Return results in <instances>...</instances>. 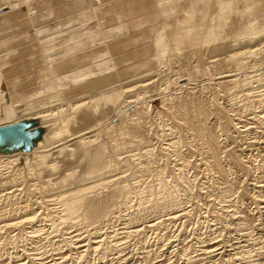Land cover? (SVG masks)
I'll list each match as a JSON object with an SVG mask.
<instances>
[{
	"label": "rangeland",
	"instance_id": "374dc122",
	"mask_svg": "<svg viewBox=\"0 0 264 264\" xmlns=\"http://www.w3.org/2000/svg\"><path fill=\"white\" fill-rule=\"evenodd\" d=\"M159 1L0 0V126L32 119L37 109L17 111L16 101L32 91L41 99L46 86L56 100L46 109L66 114L36 123L42 135L31 150L0 153V264H264V0H173L166 14ZM114 41L118 51L108 48ZM153 50V62L165 59L157 77L123 93L117 57L126 66L133 51ZM66 51L97 58L88 77L119 90L77 110L78 80L57 68ZM235 51L247 53L232 68ZM229 69H243L239 81L227 79ZM64 79L71 85L60 91ZM57 119L69 131L63 144L49 133ZM104 146L112 167L86 179ZM88 187L95 205L122 189L112 216L92 223L80 211L67 220L65 199Z\"/></svg>",
	"mask_w": 264,
	"mask_h": 264
},
{
	"label": "bare ground",
	"instance_id": "6f19581e",
	"mask_svg": "<svg viewBox=\"0 0 264 264\" xmlns=\"http://www.w3.org/2000/svg\"><path fill=\"white\" fill-rule=\"evenodd\" d=\"M137 1H139V0H137ZM172 2L173 0H160L159 2H158V8H160V12L162 13V14H166V12H167V10L169 9H167V5L169 4L168 2ZM175 1V0H174ZM178 1V0H177ZM181 1L182 0H180V2H179V4L181 3ZM184 1V0H183ZM182 1V2H183ZM188 1V0H187ZM208 1V0H207ZM129 2V4L131 3L130 1H128ZM144 2V1H143ZM184 2H186V0L184 1ZM135 3V2H134ZM149 3H150V0H149ZM153 3V2H152ZM204 3H206V2H204ZM208 3V2H207ZM239 3V2H238ZM201 4L203 5V3L201 2ZM235 4V3H234ZM250 4V3H249ZM126 5H127V3H126ZM150 5V4H149ZM201 5V6H202ZM204 5H207V4H204ZM236 5V4H235ZM132 6V5H131ZM145 6V5H144ZM170 6V5H169ZM155 7H156V5H155ZM219 7H221V6H219ZM246 7V6H245ZM171 8V7H170ZM203 8V7H202ZM242 8V7H241ZM135 10V9H134ZM139 10H141V9H139ZM143 10H145V9H143ZM146 10H147V8H146ZM156 10H157V8H156ZM171 10V9H170ZM203 10H204V8H203ZM240 10V9H239ZM239 10H238V12H239ZM242 10V9H241ZM126 11V10H125ZM210 11V10H209ZM245 11V10H244ZM152 12V10L149 12V13H151ZM221 12V11H220ZM243 12V11H242ZM241 12V13H242ZM248 13V14H251L252 13V11L250 10H247V11H245V13ZM257 12V11H256ZM134 13V12H133ZM241 13H239V15L241 14ZM244 13V14H245ZM168 14H169V12H168ZM222 14V13H221ZM247 14V15H248ZM242 15V14H241ZM240 15V16H241ZM247 15H245V16H247ZM254 15V14H253ZM163 16V15H162ZM256 16V15H255ZM132 17V16H131ZM138 17H140V16H138ZM137 17V18H138ZM161 17V16H160ZM218 17H219V15H218ZM253 17V16H252ZM145 18V17H144ZM120 19V18H119ZM118 19V20H119ZM140 19H142V18H140ZM150 19V18H149ZM148 19V20H149ZM117 20V21H118ZM148 20H146V21H148ZM153 20V19H152ZM155 20V19H154ZM116 21V20H115ZM131 21V20H130ZM150 21V20H149ZM155 21H157V20H155ZM154 21V22H155ZM247 22V21H246ZM122 23V22H121ZM158 23V22H157ZM245 23V22H244ZM249 24V23H248ZM120 25V24H119ZM118 25V26H119ZM140 25V24H139ZM142 27L144 26V25H141ZM222 26V25H221ZM1 27H4V26H1ZM0 27V28H1ZM122 27V26H121ZM128 27V26H127ZM140 27V26H139ZM247 27V26H246ZM161 28H162V25H161ZM117 29H119L120 30V27H117ZM116 29V30H117ZM141 29V28H140ZM118 30V31H119ZM152 30V29H151ZM156 30V29H155ZM3 31H4V29H3ZM3 31H1L0 30V33L1 32H3ZM7 31V30H6ZM11 31V30H10ZM10 31H7V32H10ZM145 31V30H144ZM140 33H142V31L140 32ZM150 33V32H149ZM1 34H3V33H1ZM141 36H142V34H140ZM194 35V34H193ZM224 35V34H223ZM226 35V34H225ZM219 37V36H218ZM194 38V37H193ZM196 38V37H195ZM194 38V39H195ZM190 42H189V45H190V47H192V45H193V43H192V38H191V36H190ZM192 39V40H191ZM229 40V39H228ZM6 39L5 40H3V41H1L0 42V49H2V50H5V49H3V48H5V46L4 45H7V44H5L6 42ZM194 41V43H195V40H193ZM226 41H227V38L225 37V39L224 38H222V40L220 41V43H221V47L219 46V50H220V48L221 49H224L225 48V45L227 44L226 43ZM251 42V41H250ZM7 43H9V41L7 42ZM243 43H244V41H243ZM196 44V43H195ZM246 44H247V42H246ZM156 45L157 46H159L160 47V43H156ZM197 45V44H196ZM212 45V44H211ZM258 45V44H257ZM109 46L111 47V49L112 48H115V49H113V50H116V51H118V49H117V46H119V43L118 42H115L114 41V43L113 44H110V45H108V48H109ZM246 46V45H245ZM254 46V45H253ZM195 47V46H194ZM227 47V46H226ZM231 47H233V46H231ZM234 47H235V49H236V47L237 46H235L234 45ZM107 48V47H106ZM150 48V47H149ZM157 49V51L159 50L158 49V47H156ZM238 48V47H237ZM240 48V47H239ZM248 48V47H247ZM215 49V48H214ZM246 49V48H245ZM255 49V48H254ZM254 49H252V51H250L249 49V51L250 52H248L249 54H252V56H253V54H254V52H253V50ZM8 50V49H7ZM148 50V48L146 49V51ZM150 50V49H149ZM162 50V49H161ZM218 50V51H219ZM238 50V49H237ZM247 50V49H246ZM256 50V49H255ZM109 53H110V50L108 49L107 50ZM145 51V52H146ZM154 51V52H153ZM153 51H148L147 52V55H144V53H142V52H140V51H138V52H136V51H133V53H135V55H136V59H134V60H132L130 63H128V64H126V66L125 65H123V62H121L120 61V59H119V57H117V59H116V64H117V67L119 68V73H120V75H119V78H120V82L121 83H119L120 85H122L120 88L118 87L119 86V84L117 83H113V82H107V83H99V84H95L94 82H93V79H91V78H89L88 76H89V72H90V70L91 69H93V68H90L89 69V67L90 66H94L95 65V67L94 68H96V65H97V63H98V61H97V58H94V57H89V56H87V55H84V54H79V53H74V52H72V51H66V57L68 58V60H69V62L66 64L65 62L64 63H59V64H57V68L58 69H62V67L64 68V70H63V72H62V74L61 75H68V74H70V73H72L74 76H72V77H74V79L73 80H78V81H75V82H77V87H76V89L74 90V98H75V100H76V98H77V100L78 99H82V100H80L79 102H77V104H79L76 108H77V110H81V109H84L85 107H87V105H89V104H91L90 105V107L89 108H92L91 106H93V108L96 106V100L95 101H93L95 98V96H93V95H95V94H97L98 92H104V91H113L112 89H116L117 87L119 88V89H123V93H129L130 91L129 90H127L131 85H139V84H141L140 86L141 87H144V88H146V86H147V84H148V82L150 83L151 81H152V79H153V77H154V75L157 73L158 74V71H159V69L162 67L161 65L162 64H164V62L162 61V60H164L165 61V59H163L162 58V60H160L159 58H158V61H156L155 62V60H154V62H153V56H155L153 53H155L156 51L155 50H153ZM220 51H222V50H220ZM225 51V50H224ZM232 51V50H231ZM239 51V50H238ZM237 51V52H238ZM241 52L243 51V50H240ZM239 51V52H240ZM257 51V50H256ZM260 51V50H259ZM4 52V51H3ZM230 52V51H229ZM228 52V53H229ZM236 52V51H235ZM236 52V53H237ZM239 52H238V54H236L235 53V55L232 53V55L229 57L230 58V61H228V58H226L227 59V61L228 62H231L232 60H235L236 59V57H240L241 55H242V57H243V55L244 54H246L245 52H244V54H239ZM120 53V52H119ZM157 53V52H156ZM243 53V52H242ZM9 54V53H8ZM127 55V57H129V58H131V56H130V54L129 53H127L126 54ZM125 55V56H126ZM240 55V56H239ZM164 56V55H163ZM246 56V55H245ZM244 56V57H245ZM250 56V58H252L251 57V55H249ZM255 56V55H254ZM133 57V56H132ZM157 57V56H156ZM228 57V56H227ZM241 57V58H242ZM243 57V58H244ZM225 59V60H226ZM247 59V58H246ZM248 59H249V57H248ZM1 60V59H0ZM242 59H239V60H237V61H241ZM245 60V59H244ZM243 60V61H244ZM38 61V60H37ZM39 62V64H40V66H37L36 68H35V70L36 71H34V73H36L37 72V70H40V68L42 69V66H43V62L44 61H38ZM226 62V61H225ZM242 63V62H241ZM234 64V63H233ZM64 65H65V67H64ZM231 65H232V62H231ZM244 65V64H243ZM200 66V65H199ZM236 66V65H235ZM242 66V65H241ZM239 67H240V65H239ZM253 67V66H252ZM232 68H233V65H232ZM235 68V67H234ZM197 70V69H196ZM230 70V69H229ZM235 70V69H234ZM238 70V69H237ZM236 70V71H237ZM243 70V69H242ZM242 70H239V71H237V72H240V71H242ZM92 73H93V71H91ZM237 72L235 73V71H234V73L230 70V72H229V74L228 75H226V77H227V79L228 80H231L232 78H236V77H238L237 75ZM25 73V72H24ZM27 73V72H26ZM40 73V72H39ZM251 73V72H250ZM33 74V73H32ZM249 74V73H248ZM29 75V74H28ZM257 75V74H256ZM156 77H157V75H155ZM31 79H33L31 76H29ZM37 77V76H36ZM64 77V76H63ZM63 77H60V78H63ZM66 77H69V76H66ZM224 77V76H223ZM29 78V79H30ZM71 77H69V79H70ZM246 78V77H245ZM28 79V80H29ZM69 79H64L63 81L62 80H60V81H62V84H60V85H62L63 86V88H60V91H61V89H65V87L67 86V85H69L70 83H68L67 84V81L69 82ZM226 79V78H225ZM224 79V80H225ZM227 79H226V81H227ZM71 80V79H70ZM154 80V79H153ZM233 80V79H232ZM235 80V79H234ZM233 80V81H234ZM236 80H238V78L236 79ZM235 80V81H236ZM251 80V79H250ZM254 80V79H253ZM60 81H58V82H60ZM115 81H116V79H115ZM158 81V80H157ZM156 81V82H157ZM239 81V80H238ZM237 81V82H238ZM30 82V81H29ZM155 82V83H156ZM236 82V83H237ZM32 83V82H31ZM78 83H79V85H78ZM5 85H6V83H4ZM238 84V83H237ZM244 84H246V83H244ZM251 84V83H250ZM29 86L28 87H30V84H28ZM59 85V86H60ZM71 85V84H70ZM249 85V84H248ZM25 86H27V85H25ZM25 86H23V88L25 87ZM136 86V87H137ZM152 86H154V85H152ZM244 86V85H243ZM2 87H4V86H2ZM7 87L8 86H6V87H4V88H6L7 89ZM28 87L27 88H25V89H27L28 90ZM31 87H32V85H31ZM47 87V86H46ZM46 87H45V92H44V90H43V92L44 93H41V94H43L42 96H41V99H34V96H33V91L30 93V94H28L27 96L25 95V94H23L24 95V97L22 98L21 96V98L19 97V99L18 98H16V110L17 111H29V110H32V109H37V110H40V112H38L37 113V110H35L36 111V113L35 114H30L31 115V117H32V119H30L29 121H34V122H43V120H46L50 115H51V117L53 118V117H55V118H58V117H63L64 115H66L65 114V112L63 111H57L58 113H53V112H56V111H49V110H47L46 109V107L48 106V105H50V107H52V105H51V103L54 101H56V100H53L52 98H51V94L52 93H50V92H52L50 89H46ZM50 87V86H49ZM52 87V86H51ZM68 87V86H67ZM71 87V86H70ZM69 87V88H70ZM75 87V86H74ZM242 87V86H241ZM23 88H21V90L23 89ZM48 88V87H47ZM73 88V87H72ZM117 88V90H119ZM133 88V87H132ZM132 88H130V89H132ZM249 88V87H248ZM3 89V88H2ZM41 89V88H40ZM66 89H68V88H66ZM245 89H247V88H245ZM4 90V89H3ZM27 90H26V92H27ZM33 90V89H32ZM134 90V89H133ZM145 90V89H144ZM225 90V89H224ZM248 90H250V89H248ZM1 91V90H0ZM5 92H6V90H4ZM37 91H39V89H37ZM50 91V92H49ZM64 92H67V91H65V90H63ZM3 92V91H2ZM9 92V91H8ZM20 92V91H19ZM23 92V91H22ZM28 92H30V91H28ZM40 92V91H39ZM54 92V91H53ZM114 92V91H113ZM118 92V91H117ZM144 92V91H143ZM25 93V92H24ZM108 93V92H107ZM3 94V93H2ZM5 94V96H6V94L7 93H4ZM15 94H16V92H15ZM14 94V95H15ZM22 93H20L19 95H21ZM120 94H122L121 92H120ZM250 94V93H249ZM1 95V94H0ZM8 95V94H7ZM14 95H12L13 97H15ZM2 96V95H1ZM4 96V97H5ZM36 96V95H35ZM64 96V95H63ZM62 96V97H63ZM72 96V95H71ZM250 96V95H249ZM54 97V96H53ZM83 97H86L87 99H83ZM99 97V96H98ZM144 97V96H143ZM184 97V96H183ZM1 98V97H0ZM3 98V97H2ZM36 98H38V97H36ZM40 98V97H39ZM51 98V99H50ZM55 98V97H54ZM61 98V97H60ZM59 98V99H60ZM74 98H71V100L72 99H74ZM145 98H146V96H145ZM144 99V98H143ZM187 99H188V97H187ZM13 100V99H12ZM60 100H62V98L60 99ZM74 100V101H75ZM76 100V101H77ZM86 100H90L91 101V103H87V102H85ZM133 100V99H132ZM145 100V99H144ZM1 101H2V99H1ZM15 101V100H14ZM52 101V102H51ZM76 101H75V103H76ZM3 102V101H2ZM1 102V103H2ZM51 102V103H50ZM61 102V101H60ZM63 102H65L64 100H63ZM85 102V103H84ZM94 102V103H93ZM132 102V105H134V106H136V103L134 104L133 103V101H131ZM145 102V101H144ZM143 102V103H144ZM4 103V102H3ZM57 103H59V102H57ZM57 103H53V104H57ZM93 103V104H92ZM96 103V104H95ZM129 104H131L130 102H128ZM178 103V102H177ZM13 104H14V102H13ZM12 104V105H13ZM61 104V103H60ZM94 104H95V106H94ZM99 104V103H98ZM1 105V104H0ZM62 105V104H61ZM76 105V104H75ZM132 105H130V106H132ZM185 105V104H184ZM58 106V105H57ZM13 107V106H12ZM49 107V108H50ZM146 107V106H145ZM202 107V106H201ZM1 108V107H0ZM48 108V107H47ZM61 108V107H60ZM88 108V109H89ZM125 108V107H124ZM127 108V107H126ZM133 108V107H132ZM198 108V107H197ZM14 109V108H13ZM14 109V110H15ZM46 111H45V110ZM59 109V108H58ZM62 109V108H61ZM60 109V110H61ZM73 109V108H72ZM97 109H98V107H97ZM225 109V108H224ZM15 110V111H16ZM33 110V111H34ZM73 110H75V109H73ZM144 110V109H143ZM208 110V109H207ZM34 111V112H35ZM138 111V110H137ZM182 111V110H181ZM199 111V110H198ZM211 111V110H210ZM33 112V113H34ZM51 112V113H50ZM128 112H129V110H128ZM143 112H145V111H143ZM179 112H180V110H179ZM187 112V111H186ZM189 112V111H188ZM187 112V113H188ZM48 113H50V115H47ZM182 113V112H181ZM27 114V113H26ZM229 114V113H228ZM29 115V116H30ZM183 115V114H182ZM185 115V114H184ZM50 117V118H51ZM139 117V116H138ZM143 117V116H142ZM203 117V116H202ZM49 118V119H50ZM48 119V120H49ZM204 119V118H203ZM141 122H142V120H140ZM180 121V120H179ZM189 121V120H188ZM222 121V120H221ZM56 126H57V128H55V129H51L52 131L51 132H49L50 133V137H51V139L53 140V138L52 137H54V139H56L57 138V140H56V142H58V143H64L63 141H62V139L64 140V138H65V136L68 134V127L66 126V125H64V121H63V119H57L56 120ZM181 122V121H180ZM185 122V121H184ZM200 122V121H199ZM230 122V121H229ZM135 123V122H134ZM138 123H140V122H138ZM227 123V122H226ZM179 124H181V123H179ZM194 124V123H193ZM205 124V123H204ZM231 124V123H230ZM141 125V124H140ZM139 125V126H140ZM143 125V124H142ZM185 125V124H184ZM192 125V124H191ZM195 125V124H194ZM3 126V125H2ZM179 126H182V124L181 125H179ZM187 126V125H186ZM203 126V125H202ZM201 126V127H202ZM190 127H192V126H190ZM204 127V126H203ZM235 127V126H234ZM182 128H184V127H182ZM194 128V127H193ZM190 129V128H189ZM192 129V128H191ZM197 129V128H196ZM200 129V128H199ZM202 129V128H201ZM182 130V129H181ZM130 132V131H129ZM196 132H197V130H196ZM198 133V132H197ZM128 134H130V133H128ZM199 134V133H198ZM197 134V135H198ZM204 134V133H203ZM208 134V133H207ZM131 135V134H130ZM206 136V135H205ZM130 137V136H129ZM213 140V139H212ZM211 140V141H212ZM142 141V140H141ZM144 141V140H143ZM53 142H55V140H53ZM85 143V142H84ZM83 143V144H84ZM144 143V142H143ZM90 144H92V143H90ZM145 144H146V142H145ZM89 146V145H88ZM117 147V146H116ZM115 147V148H116ZM58 148H61L62 149V147H60V145H58ZM124 148V147H123ZM120 149V148H119ZM116 150V149H115ZM118 150V149H117ZM106 149H105V146L102 148H99V149H97L96 150V152H95V154L93 155V157H94V160L93 161H91V163H90V166H89V169H88V172L86 173V176H85V178L86 179H88V178H90V177H92V176H94V175H96L97 173L99 174V171H102L103 170V167H106L107 169L108 168H110V166H111V164L110 165H108V164H106L105 163V159H106V155H107V153H106ZM149 154H151V153H149ZM148 156V155H147ZM151 156V155H150ZM119 157V156H118ZM46 160V159H45ZM127 160H129V159H127ZM112 167V166H111ZM53 167H51V169H52ZM54 169V168H53ZM52 169V170H53ZM54 171V170H53ZM69 176H71V175H68V177ZM182 176V175H181ZM67 177V176H66ZM72 178H73V176H71ZM100 177V176H99ZM72 178H69V179H72ZM160 178V177H159ZM92 179V178H91ZM120 179V178H119ZM165 179V178H164ZM65 181V180H64ZM165 181H168V180H165ZM123 182V181H122ZM121 182V183H122ZM64 184H65V182H63ZM127 183V182H126ZM125 183V184H126ZM184 183V182H183ZM190 183V182H189ZM68 184V183H67ZM108 184V183H107ZM136 184V183H135ZM134 184V185H135ZM110 185V184H109ZM137 185V184H136ZM167 185V184H166ZM122 186V185H121ZM96 187V186H95ZM160 187V186H159ZM64 188V187H63ZM84 188V187H83ZM86 188V187H85ZM89 188V187H88ZM86 189V190H83V191H80V192H78L76 195L74 194L73 196H67L68 198L67 199H65V203H63V204H65L64 206H65V211L64 212H66V218H67V220L68 219H73V218H75L76 216H80V211H83V213L81 214V216L84 218V220H87V221H91L92 223H99V222H101L102 220H105L106 218H108L110 215H111V213H112V209L113 208H116V205L119 203V201H118V199H119V196H120V192H121V190L119 189V188H117V189H115L113 192H112V194L110 195V196H106V198H104L103 200H101V201H99L98 202V204L97 205H95V204H93V202L91 203V202H89V203H87V201L85 200V196H86V193H87V191L88 190H90L91 189V187L89 188V189ZM105 188H107V187H105ZM128 189H129V186L127 187ZM176 188V187H175ZM95 189V188H94ZM163 189V188H162ZM172 189V188H171ZM173 189H174V187H173ZM263 189V188H262ZM105 190V189H104ZM108 190V189H107ZM125 190V189H124ZM167 190V189H166ZM175 190V189H174ZM174 190H173V192H174ZM92 191V190H91ZM95 191V190H94ZM93 191V192H94ZM106 191V190H105ZM169 191V190H168ZM171 191V190H170ZM175 191H177L178 192V190H175ZM189 191V190H188ZM67 192V191H66ZM164 192V191H163ZM167 192V191H166ZM172 192V193H173ZM176 192V193H177ZM70 193V191L69 192H67V193H65V194H69ZM72 193V192H71ZM70 193V194H71ZM165 193V192H164ZM168 193V192H167ZM166 193V194H167ZM171 193V192H170ZM170 193H169V195H170ZM122 194V193H121ZM141 194V193H140ZM144 194V193H143ZM163 194V193H162ZM161 194V195H162ZM174 194V193H173ZM178 194V193H177ZM63 195V194H62ZM72 195V194H71ZM100 195V194H99ZM128 195H132V194H128ZM169 195H168V197H169ZM65 196V195H64ZM167 196V195H166ZM62 197V196H61ZM126 197V196H125ZM164 197H165V195H164ZM171 197V196H170ZM174 197H175V195H174ZM60 198V197H59ZM64 198V197H63ZM131 198V197H130ZM166 198L167 197H165V199L164 200H166ZM53 200V199H52ZM51 200V201H52ZM124 200H127L126 198L124 199ZM129 200V199H128ZM170 200V199H169ZM58 201V200H57ZM60 201H62V200H60ZM59 201V202H60ZM64 202V201H63ZM49 203V202H48ZM125 203V202H124ZM132 203V202H131ZM55 204H57L56 202H55ZM61 204V203H60ZM127 204V203H126ZM124 205V204H123ZM61 206V205H60ZM64 206H63V210H64ZM115 206V207H114ZM119 206V205H118ZM128 206V205H127ZM124 207H126V206H124ZM54 208V207H53ZM119 208V207H118ZM60 209V208H59ZM60 210H62V209H60ZM119 210V209H118ZM54 211V210H53ZM56 211V210H55ZM50 212V211H49ZM48 212V213H49ZM57 212V211H56ZM61 212V211H60ZM57 213H59V212H57ZM56 214V213H55ZM48 215V214H47ZM52 215H54V214H52ZM57 215V214H56ZM61 215V214H60ZM62 215L63 216H65V214H63L62 213ZM115 215H116V213H115ZM119 215V214H118ZM49 216V215H48ZM59 216V215H58ZM80 216V217H81ZM112 216V215H111ZM114 216V215H113ZM117 216V215H116ZM33 217V216H32ZM60 217V216H59ZM28 218V217H27ZM34 218V217H33ZM50 218H52V217H50ZM63 219H64V217H62ZM62 218H60V220L62 219ZM110 218V217H109ZM15 219V218H14ZM36 219V218H35ZM48 219V218H47ZM76 219H78L77 217H76ZM8 220V219H7ZM24 221L23 222H25V219H23ZM50 221H51V219H49ZM56 220V217L54 218V221ZM75 220V219H74ZM73 220V221H74ZM79 220V219H78ZM83 220V221H84ZM107 220V219H106ZM22 221V220H21ZM27 221V220H26ZM35 221V220H34ZM33 221V222H34ZM58 221V220H57ZM63 220H61V222H62ZM83 221L81 222V223H83ZM86 221V222H87ZM31 222V221H30ZM53 222V221H52ZM67 222V221H66ZM69 222H71V220L69 221ZM109 222V221H108ZM22 223V222H21ZM28 223H29V221H28ZM65 223V222H64ZM68 223V222H67ZM77 223V222H76ZM12 224H13V222H12ZM24 224V223H23ZM30 224V223H29ZM53 224V223H52ZM16 225V224H15ZM22 225V224H21ZM54 225V224H53ZM8 226V225H7ZM17 226V225H16ZM23 226H25V224L23 225ZM22 226V227H23ZM75 226V225H74ZM5 227V226H4ZM12 227V226H11ZM21 227V228H22ZM134 227V226H133ZM19 228V227H18ZM53 228V227H52ZM56 229V228H55ZM53 230V229H52ZM60 230V229H59ZM64 230V229H63ZM27 232V231H26ZM128 232V231H127ZM133 232V231H132ZM135 232H137V231H135ZM35 233V232H34ZM33 233V234H34ZM1 234V233H0ZM23 234V233H22ZM88 234H89V232H88ZM133 234H134V232H133ZM34 236H35V234H34ZM132 237V236H131ZM32 238V237H31ZM38 238V237H37ZM67 239V238H66ZM91 240V239H90ZM111 240V239H110ZM71 241V240H70ZM69 241V242H70ZM72 241H74V239H72ZM88 241V240H87ZM92 241V240H91ZM94 242V241H93ZM72 243V242H71ZM95 243V242H94ZM73 244V243H72ZM88 244H89V242H88ZM93 244V243H92ZM101 244H102V242H101ZM107 244V243H106ZM114 244V243H113ZM73 245H75V243L73 244ZM98 245V244H97ZM105 245V244H104ZM89 246V245H88ZM107 246V245H106ZM105 246V247H106ZM96 247H99V246H96ZM104 247V246H103ZM117 247V246H116ZM75 248V247H74ZM80 248V247H79ZM94 248V247H93ZM92 248V249H93ZM107 248H108V246H107ZM111 248V247H110ZM82 249V248H81ZM84 249V248H83ZM88 249H91V248H88ZM88 249H86V252H87V250ZM96 249H98V248H94V250H96ZM106 250H109V249H106ZM105 250V251H106ZM97 251V250H96ZM100 251V250H99ZM114 251V250H113ZM208 251V250H207ZM68 252H69V250H68ZM84 253V252H83ZM103 253H104V251H103ZM208 253V252H207ZM73 254V253H72ZM80 254V253H79ZM78 254V255H79ZM206 254V253H205ZM92 255V254H91ZM109 255V254H108ZM71 256H73L74 257V255H71ZM89 256V255H88ZM100 256V255H99ZM82 257V256H81ZM244 257V256H243ZM69 258V257H68ZM67 259V258H66ZM71 259V258H70ZM78 259V258H77ZM82 259V258H81ZM73 260V259H72ZM71 260V261H72ZM85 260V259H84ZM205 260V259H204ZM230 260V259H229ZM244 260V259H243ZM64 261V260H63ZM75 261H76V259H75ZM78 261V260H77ZM210 261V260H209ZM80 262V261H79ZM53 264V263H52ZM56 264V263H55ZM58 264V263H57ZM61 264V263H60Z\"/></svg>",
	"mask_w": 264,
	"mask_h": 264
},
{
	"label": "water",
	"instance_id": "95a60500",
	"mask_svg": "<svg viewBox=\"0 0 264 264\" xmlns=\"http://www.w3.org/2000/svg\"><path fill=\"white\" fill-rule=\"evenodd\" d=\"M35 126L34 121H20L0 126V153L31 150L42 135V130Z\"/></svg>",
	"mask_w": 264,
	"mask_h": 264
}]
</instances>
